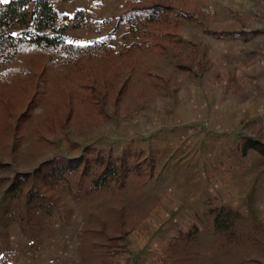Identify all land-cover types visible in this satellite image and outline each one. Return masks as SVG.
<instances>
[{
  "label": "rangeland",
  "instance_id": "rangeland-1",
  "mask_svg": "<svg viewBox=\"0 0 264 264\" xmlns=\"http://www.w3.org/2000/svg\"><path fill=\"white\" fill-rule=\"evenodd\" d=\"M80 2L86 23L70 26L64 40L86 49L26 47L0 63V264H141L130 258L127 238L154 204L152 181L132 171L124 182L96 187L93 181L103 168L93 164L97 155L86 147L122 152L107 126L137 120L168 85L176 86L171 79L182 73L171 52H123L139 42L140 33L136 23H119L125 0L58 1L59 23L73 17V6ZM179 8L197 15L199 30L221 39L264 38V0H185ZM145 39L152 41L150 35ZM219 42L201 48L203 62ZM95 45L96 51L87 50ZM107 48L114 50L112 56L135 57V63L125 67L118 58L108 68ZM182 49L189 54L187 43ZM81 157L86 160L76 171L62 173ZM53 160L64 163L43 167ZM20 173L31 177L9 192ZM36 192L38 197L32 195ZM14 228L20 231L18 241L12 237ZM170 253L166 264L177 258L180 264H264V223L236 217L229 233H217L214 223L206 221L195 238Z\"/></svg>",
  "mask_w": 264,
  "mask_h": 264
},
{
  "label": "crops",
  "instance_id": "crops-1",
  "mask_svg": "<svg viewBox=\"0 0 264 264\" xmlns=\"http://www.w3.org/2000/svg\"><path fill=\"white\" fill-rule=\"evenodd\" d=\"M164 1L195 17L179 28L182 43L161 54L171 52L182 74L137 120L107 126L114 147L155 160L153 177L146 181H152L154 204L127 238L130 258L141 264L171 261L170 244L194 226L200 230L201 223H214L212 211L229 208L264 223V157L243 150L247 139L264 140V38L221 39L196 27L202 26L197 15L179 8L185 0ZM128 2L147 3L125 0L124 6ZM82 4H74L75 12ZM218 41L206 64L201 48ZM176 54L187 69L178 67ZM12 237L19 240L17 228Z\"/></svg>",
  "mask_w": 264,
  "mask_h": 264
},
{
  "label": "trees",
  "instance_id": "trees-1",
  "mask_svg": "<svg viewBox=\"0 0 264 264\" xmlns=\"http://www.w3.org/2000/svg\"><path fill=\"white\" fill-rule=\"evenodd\" d=\"M58 1L70 2L72 0H11L8 3L0 1V63H3V60L16 57L26 47L56 51L60 49H86L80 46L68 45L64 40V34L70 26L72 28H81L85 25L87 20L85 13L77 11L71 18L64 16L59 23L60 17L55 8ZM186 21L194 22V15L180 11L170 1L154 0L145 4H132L128 2L120 16L119 23H136L139 26L138 30L140 33L138 32L139 42L133 43L129 48H123V52L135 53L143 49L161 55L173 47L177 48L182 43L177 33ZM160 27L163 30L161 33L156 30ZM132 29H135V27L132 26ZM149 35L152 41L149 40L148 42L145 38ZM93 47L95 51L96 47L99 48V46L95 45L91 48L88 47L87 50H93ZM107 51V60L104 56V62H107L105 66L108 68L112 64H116L115 60L118 58H123L122 64L125 67L131 68L133 63H135V57L133 58V56L130 57L129 55V57L125 58L122 52L115 53L112 56L114 50L107 48ZM178 56L177 54L175 55L176 59ZM108 62L112 63L109 64ZM177 64L180 69H187L186 65L178 59ZM107 117V120H109L110 117ZM86 149L96 153L97 156L92 159V162L96 166L103 168L99 177L93 181L96 187L106 186L117 182V180H123L124 182L132 171H134L136 176L138 175L146 179L145 181L153 177L154 158L142 159L139 154L132 151H123L115 155L112 149L97 150L92 146H88ZM243 150L244 152L255 150L264 157V140L247 139ZM83 160L86 159L81 157L69 162L71 164L63 168L62 173L64 171H76L79 163ZM59 161L64 163V160H53L44 164L43 167ZM143 166H146L147 169H143ZM41 169L37 170V174L41 172ZM30 177L31 174L25 173L16 175L8 191L15 192L18 190L19 184H23ZM32 195L39 196L38 192ZM211 213L215 215L214 225L217 233H229L235 226V218H242L238 212L229 208H222ZM129 233L127 232V234ZM198 233L199 228L196 226L186 233H181L174 243L169 246L167 256L172 259L173 255L170 251L177 248L180 244L189 243ZM115 254H112V257ZM180 261L181 259H174V264H180ZM113 263V261L111 263L108 262V264ZM4 264H8V260Z\"/></svg>",
  "mask_w": 264,
  "mask_h": 264
},
{
  "label": "snow or ice",
  "instance_id": "snow-or-ice-1",
  "mask_svg": "<svg viewBox=\"0 0 264 264\" xmlns=\"http://www.w3.org/2000/svg\"><path fill=\"white\" fill-rule=\"evenodd\" d=\"M3 2H7V0H3Z\"/></svg>",
  "mask_w": 264,
  "mask_h": 264
}]
</instances>
